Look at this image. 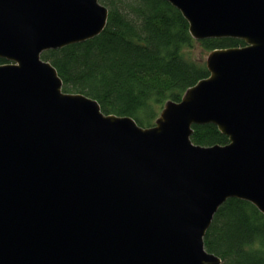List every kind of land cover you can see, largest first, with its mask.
<instances>
[{"label":"water","instance_id":"water-1","mask_svg":"<svg viewBox=\"0 0 264 264\" xmlns=\"http://www.w3.org/2000/svg\"><path fill=\"white\" fill-rule=\"evenodd\" d=\"M193 39L245 44L154 125L63 90L42 52L99 35V0H0V264H224L204 236L229 198L264 214V0H167ZM215 124L228 143L192 142Z\"/></svg>","mask_w":264,"mask_h":264},{"label":"trees","instance_id":"trees-1","mask_svg":"<svg viewBox=\"0 0 264 264\" xmlns=\"http://www.w3.org/2000/svg\"><path fill=\"white\" fill-rule=\"evenodd\" d=\"M108 9L102 32L80 43L50 49L41 57L57 68L63 90L96 99L104 114L131 116L154 125L168 100L209 75L205 56L239 47L242 39H193L188 21L167 0H99ZM0 63H6L0 58ZM197 145L227 144L211 124L193 125ZM204 236L206 250L224 264H264V214L252 203L229 198Z\"/></svg>","mask_w":264,"mask_h":264},{"label":"rangeland","instance_id":"rangeland-1","mask_svg":"<svg viewBox=\"0 0 264 264\" xmlns=\"http://www.w3.org/2000/svg\"><path fill=\"white\" fill-rule=\"evenodd\" d=\"M206 56H207V54H206ZM206 56H205V58H206ZM206 60V59H205Z\"/></svg>","mask_w":264,"mask_h":264}]
</instances>
